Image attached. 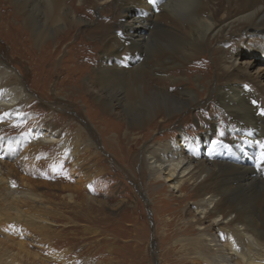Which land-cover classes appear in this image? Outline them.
<instances>
[{"label":"rangeland","instance_id":"rangeland-1","mask_svg":"<svg viewBox=\"0 0 264 264\" xmlns=\"http://www.w3.org/2000/svg\"><path fill=\"white\" fill-rule=\"evenodd\" d=\"M96 2L76 0L73 11L81 7L78 17L93 26L99 21L111 25L118 14L111 19L104 8L94 10ZM149 17L154 18L152 14ZM25 24L11 1L0 0V62L23 82L33 100L20 109L16 119L4 116L2 120L1 173L16 191L31 192L38 198L37 205H23L24 217L17 221L9 208H21L22 201L8 206L12 199L3 197L9 185H0V264H13L11 260L17 264H208L189 259L182 248L180 228L191 223L186 213L189 203L171 201L172 189L164 182L153 184L138 157L145 146L178 140L192 158L204 159L214 147L217 161L250 163L256 148L236 135L226 137L230 132L216 112V95L209 99L200 96L199 111L189 109L177 118H165L130 151L117 137L128 127L124 111L101 109L92 93L79 94L73 87L95 75L98 64L92 63L103 56L100 42L86 35L84 29H73L59 37L57 46L51 42L56 50L51 57L33 43ZM246 35L231 36L233 42L225 40L221 45L234 51ZM254 49L253 55L247 53L239 59L242 70L253 79L264 72V53L258 47ZM212 51L199 59L202 62L197 60L177 71L195 83L186 87L195 90L196 79L203 82L208 75H218ZM187 69L189 74L185 73ZM70 70L77 72L80 82L71 81ZM162 85L166 87L167 83ZM183 87L178 84L169 88L179 93ZM96 90L97 86L91 89ZM151 125L135 129L134 134ZM45 131L57 133L61 143L36 144L34 133ZM184 135L186 142L182 140ZM188 142L198 147L196 155L186 146ZM79 143L82 147L77 148ZM76 158L80 160L78 165ZM31 215L40 222L34 225Z\"/></svg>","mask_w":264,"mask_h":264},{"label":"bare ground","instance_id":"bare-ground-1","mask_svg":"<svg viewBox=\"0 0 264 264\" xmlns=\"http://www.w3.org/2000/svg\"><path fill=\"white\" fill-rule=\"evenodd\" d=\"M9 1L26 22L33 43L51 57L56 52L51 42L57 46L59 37L73 29H84L86 35L100 42L103 56L92 63L98 64L95 75L73 87L79 94L92 93L101 109L110 113L116 108L124 111L128 127L117 137L130 151L165 118H177L189 109L199 111L200 96L209 99L216 95V112L230 132L226 137L236 135L256 148L250 163L217 161L213 158L217 152L214 147L209 148L204 159L192 158L178 140L145 146L138 160L150 173L153 184H168L173 194L171 201L189 203L186 213L191 223L180 228L182 248L189 259L208 264H264V72L253 79L239 65L242 56L256 52L254 46L264 53V0H95L94 10L104 8V14L111 19L118 14L111 25L99 21L96 26L78 17L80 5L73 11L76 0ZM244 33L247 35L238 49L225 50L221 45L225 40L233 42L231 36ZM212 50L218 75H208L203 82L196 79L195 90L186 87L195 83L177 71L200 61ZM185 73L190 72L187 69ZM68 75L72 82H80L77 72L70 70ZM165 83L166 87L162 85ZM178 84L184 86L180 92H171L174 88L169 87ZM96 86L98 90L91 91ZM31 98L23 82L0 62V125L4 116L16 119L20 109L32 103ZM151 123L153 127L134 134L135 129ZM32 137L40 146L61 143L57 133L51 131L35 132ZM186 137L182 136L183 142ZM78 145L80 148L81 143ZM90 145L84 144L86 148ZM186 146L193 155L199 152L191 142ZM75 160L78 165L80 160ZM4 184L9 182L2 176L0 164V185ZM8 189L3 197L12 199L8 206L13 201L23 202L21 208H9L19 221L23 205H37L38 198L31 192L16 191L11 184ZM33 215L28 218L35 225L40 221Z\"/></svg>","mask_w":264,"mask_h":264},{"label":"snow or ice","instance_id":"snow-or-ice-1","mask_svg":"<svg viewBox=\"0 0 264 264\" xmlns=\"http://www.w3.org/2000/svg\"><path fill=\"white\" fill-rule=\"evenodd\" d=\"M262 114H264V113H262ZM262 159H264V154H262Z\"/></svg>","mask_w":264,"mask_h":264}]
</instances>
